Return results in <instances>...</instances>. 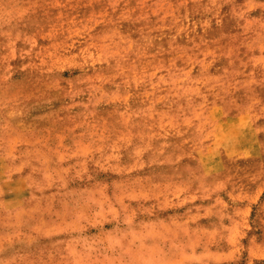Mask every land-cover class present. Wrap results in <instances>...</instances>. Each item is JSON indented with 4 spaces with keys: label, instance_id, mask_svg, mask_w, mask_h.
I'll return each instance as SVG.
<instances>
[{
    "label": "rangeland",
    "instance_id": "rangeland-1",
    "mask_svg": "<svg viewBox=\"0 0 264 264\" xmlns=\"http://www.w3.org/2000/svg\"><path fill=\"white\" fill-rule=\"evenodd\" d=\"M0 264H264V0H0Z\"/></svg>",
    "mask_w": 264,
    "mask_h": 264
}]
</instances>
